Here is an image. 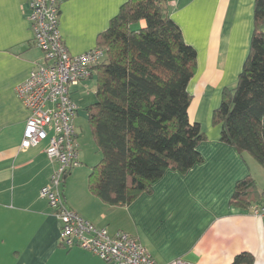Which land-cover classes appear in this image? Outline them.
Here are the masks:
<instances>
[{
	"label": "crops",
	"instance_id": "1",
	"mask_svg": "<svg viewBox=\"0 0 264 264\" xmlns=\"http://www.w3.org/2000/svg\"><path fill=\"white\" fill-rule=\"evenodd\" d=\"M127 1L61 0L59 30L68 51L81 55L98 48L99 36ZM256 1L169 0L172 20L185 43L197 52L188 86L191 123L201 125L202 100H211L208 110L213 115L223 91L236 85L256 31ZM28 3L0 0V264H106L88 251L60 245V221L41 197L57 167L46 155L49 140L29 149L21 147L30 111L16 88L36 64L44 63V54L34 43ZM145 25L140 22V27ZM261 30L264 33V22ZM94 76L72 87L77 88L74 93L96 81ZM79 111L78 107L74 125L80 161L90 169L81 165L66 176L61 193L67 208L112 235L125 232L137 237L160 264L178 258L190 264H233L242 253L251 254L254 264H264L260 210L264 200L251 207L231 201L237 183L250 175L264 192V168L223 142L220 125L208 123L209 132L198 147L201 163L185 173L168 169L150 191L127 205L113 206L90 190L91 169L102 160V153L88 120L90 142H84L77 131Z\"/></svg>",
	"mask_w": 264,
	"mask_h": 264
},
{
	"label": "trees",
	"instance_id": "2",
	"mask_svg": "<svg viewBox=\"0 0 264 264\" xmlns=\"http://www.w3.org/2000/svg\"><path fill=\"white\" fill-rule=\"evenodd\" d=\"M168 2L128 0L99 36L106 56L94 68L96 100L85 110L102 160L91 169L89 187L113 206L150 191L168 169L185 173L203 161L198 147L205 134L188 116L197 52L185 43ZM255 9L250 54L212 120L222 127L223 142L264 168V0ZM262 200L250 175L237 183L231 201L251 207ZM254 261L242 253L233 264Z\"/></svg>",
	"mask_w": 264,
	"mask_h": 264
},
{
	"label": "built area",
	"instance_id": "3",
	"mask_svg": "<svg viewBox=\"0 0 264 264\" xmlns=\"http://www.w3.org/2000/svg\"><path fill=\"white\" fill-rule=\"evenodd\" d=\"M61 0H29V20L34 43L44 54V63L36 64L29 77L16 92L30 116L21 143L23 149L49 140L46 155L57 163L50 184L42 188L41 197L61 224L60 245L80 248L99 257L106 264H160L135 236L125 232L110 234L67 208L61 186L72 170L81 166L80 146L74 125L78 106L70 89L94 76V68L105 58V51L96 48L88 53L72 55L59 30ZM264 212L263 207L260 208ZM168 264H190L183 258Z\"/></svg>",
	"mask_w": 264,
	"mask_h": 264
},
{
	"label": "rangeland",
	"instance_id": "4",
	"mask_svg": "<svg viewBox=\"0 0 264 264\" xmlns=\"http://www.w3.org/2000/svg\"><path fill=\"white\" fill-rule=\"evenodd\" d=\"M233 88V87H232ZM73 91V99L76 102L77 106L80 109V118L78 119L77 122V131H79V133H81L82 137H84V142H87L91 140V132L90 129L87 125V113H86V106H88L89 104L95 102L96 100V81H89V83L85 86V87H79L78 88V92L75 89L77 88H71ZM208 97H206L204 100L201 101L199 108H201V110H199L200 112H198V117L201 120V125L203 126V132L206 135V132L208 131V123L211 122L213 123L212 120V113L210 110H208V105H210V99L208 98V101H205ZM210 109V107H209ZM209 111V112H208ZM209 132V131H208ZM258 164V163H257ZM84 167H87V164H81ZM261 166V165H259ZM90 167V166H89ZM261 168V167H260ZM90 169V168H88Z\"/></svg>",
	"mask_w": 264,
	"mask_h": 264
}]
</instances>
